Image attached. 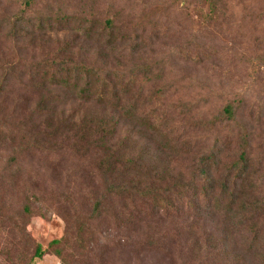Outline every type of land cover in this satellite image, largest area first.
<instances>
[{"label": "rangeland", "instance_id": "rangeland-1", "mask_svg": "<svg viewBox=\"0 0 264 264\" xmlns=\"http://www.w3.org/2000/svg\"><path fill=\"white\" fill-rule=\"evenodd\" d=\"M132 1L112 5L115 11L124 7L127 26L142 17L144 23L150 21L170 28L168 37L160 40L151 54L148 51L142 56L147 63H156L158 70L165 69L171 93L163 108L172 112L173 106L183 102L197 107L198 119H209L227 103L243 102V122L250 123L251 116L252 122L259 117L263 123L245 127L254 130L263 141L264 0H213L215 15L208 23L201 22L202 14L210 12L206 0H173L176 8L171 9L167 8V1L149 0L150 4L159 5L157 9L151 7L142 12L138 7L129 15ZM182 1L186 5L179 10ZM19 4L20 0H0V16L11 17ZM111 4L110 0H100L95 12L100 14ZM76 8L75 0H40L35 6L50 16L58 11L71 15ZM128 17L133 19L129 23ZM94 41L68 29L33 33L15 43L5 32L0 33V81L12 63H17H13V73H9L7 86L0 92V103L5 96L11 97L5 106L6 123L0 127V138H11L0 141V264H254L245 257L235 261L229 255L223 259L215 256L224 247V228L215 212H186L184 217L172 221L155 217L143 225L121 220L124 207L131 208L129 199L109 197L108 184L121 179L139 184L160 173L161 181L153 189H168L165 185L182 171L177 159L156 151L152 146L156 136L126 122L117 111L69 101L58 95V87L47 84L45 88L33 89L26 82L27 66L45 56L98 61L99 65L110 63L112 58L107 51ZM179 48L184 49V56L178 53ZM197 50L212 59L195 63L182 60ZM134 63L138 65L137 61ZM131 69L132 64H126L109 72L118 71L128 79ZM7 89L13 90L11 95L2 94ZM45 97L50 99L46 106L50 112L32 118L41 125L34 133L45 137L40 139L42 148L27 153L25 144L29 140L22 124ZM116 122L117 135L110 139ZM148 147L149 155L140 165L124 163L126 157L146 155ZM145 174L149 177H143ZM138 189L146 190V186ZM96 199L103 201L97 212L93 210ZM100 211L103 214L99 215ZM186 225L220 244L219 250L200 254L192 242L193 231L188 232ZM150 228L167 238L162 241L164 249L150 250L141 245V234L151 232ZM236 252L244 254L239 247Z\"/></svg>", "mask_w": 264, "mask_h": 264}, {"label": "trees", "instance_id": "trees-1", "mask_svg": "<svg viewBox=\"0 0 264 264\" xmlns=\"http://www.w3.org/2000/svg\"><path fill=\"white\" fill-rule=\"evenodd\" d=\"M39 1L20 0L19 7L11 17L0 16V33L5 32L6 37L15 43L33 33L75 30L87 41L95 39L94 43L100 44L112 60L108 64L99 65L98 61L87 63L85 60H74L71 57L60 59L55 55L45 56L27 66V84L33 89L52 85L60 89L58 95L66 100H79L93 107H109L117 111L126 122L133 123L136 128L141 126L156 136L157 140L152 142L155 150L173 155L182 170L175 176V180L165 185L168 187L165 190L153 189V185L161 181L160 173H155L151 181L139 184L122 179L110 182L107 194L109 197L129 199L131 208L124 207L121 220L128 224L139 221L143 225L146 220H153L155 217L172 221L184 217L186 212L194 215L204 211L215 212L220 216L224 228L221 232L224 247L215 256L223 259L229 255L235 261H240L238 257H245L254 264H264V140L261 141V137L254 130L245 127L252 124L262 126L260 118L254 123L249 116L250 123H244L241 117L245 111L243 102L227 103L217 115L209 119H198L197 107H188L183 102L173 106L172 112L163 108V102L171 93V85L164 77L165 69L163 67L158 70L156 63H147V59L142 60V56L148 51L151 54L157 43L168 37L170 28L155 25L150 21L144 23L142 17L137 18L134 25L127 26L123 19L124 7L115 11L112 5L130 0H110V8L100 14L95 12L97 6L99 8L100 0H75L77 8L74 14L58 11L52 16L43 15L35 9ZM152 1H167V8H176L173 0ZM206 1L210 4V12L202 14V23H208L215 15L213 0ZM181 3L177 8L179 10L186 5V2ZM158 6L156 3L150 4L149 0H133L129 15L138 7L145 12L146 8L153 7L155 10ZM128 19L130 20L127 23L133 20L130 17ZM177 50L184 56L183 48ZM100 55L102 57L103 53ZM203 55L204 53L197 50L182 60L195 63L202 62L204 58L212 59L210 55ZM134 61H137L138 65ZM13 63L12 68L4 72L0 81V92L7 86L10 74L13 73ZM126 64H132L128 79L118 71L113 74L109 72L125 67ZM95 84L96 88L93 89ZM7 90L2 94L11 95L13 90ZM10 98L5 96L0 103V127L6 123L3 117ZM46 99L47 97L37 104L29 120L22 124L23 132L29 140L25 144L27 153L42 148V135L34 133L41 125L34 123L32 118L50 112L46 109L50 99ZM121 120L119 118V121ZM114 127L110 131V139L117 135L118 122ZM197 132L201 135L195 136ZM10 139L2 135L0 141L4 143ZM209 140L212 143L208 145ZM112 152L119 154L118 150L112 149ZM148 155L149 147L146 155L126 157L124 163L130 166L140 165ZM127 170L126 168L125 171ZM143 177L148 178L149 175L145 174ZM143 186H146V190L140 191L138 188ZM102 203L101 199H96L93 210H101ZM100 214H103L102 211ZM190 226L186 225L185 228L188 232L193 231L192 242L200 254L219 250L220 244H215V241L209 238L205 239L194 226ZM150 230L152 231H144L141 234V245L150 250L164 249L162 241L167 238L162 236L160 231L152 228ZM238 247L243 250V255L237 254Z\"/></svg>", "mask_w": 264, "mask_h": 264}]
</instances>
